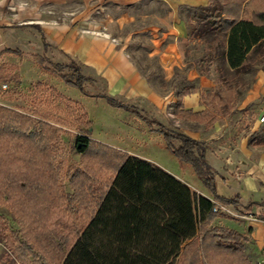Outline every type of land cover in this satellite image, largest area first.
Wrapping results in <instances>:
<instances>
[{
    "label": "trees",
    "instance_id": "trees-1",
    "mask_svg": "<svg viewBox=\"0 0 264 264\" xmlns=\"http://www.w3.org/2000/svg\"><path fill=\"white\" fill-rule=\"evenodd\" d=\"M189 18L193 20L191 35L202 41L201 54L195 59L197 70L211 77L214 85L200 89L205 108L196 113L182 109L180 98L198 88L193 84L181 86L176 91L173 112L180 117H192L208 129L224 113L236 108L239 94L249 87L246 81L234 85V74L254 72L258 69L252 68L255 57L264 58V0H209L206 5L195 7ZM33 58L43 70L55 73L81 93L104 97L112 106L135 112L149 129L158 131L169 152L192 166L213 193L214 173L205 161L206 142L147 117L135 106L113 96L88 91L86 83L91 78L81 73V66L74 59L49 61L47 65L45 56L33 54ZM0 81H21L14 65H0ZM36 88L41 89L42 95L34 107L0 104V199L29 207L27 192L43 195L52 182L62 187L66 174L69 182L84 176L88 183L80 185L91 189L95 201L74 240L59 255L58 264H184L183 258L189 264H209L213 256L214 260L222 257L225 263L243 256V262L236 264H252L246 259L244 236L213 223L224 214L213 211L214 204L236 205L235 197L226 199L213 194L209 199L139 156L125 155L117 165H112V161L106 163L108 158L96 150L89 136L87 127L91 119L86 109L53 85L36 81L31 90ZM239 110L253 120L248 106ZM57 113L63 114L64 119L57 117ZM77 122L84 126L72 148L86 167L71 170L57 144L62 141L61 126ZM257 135L252 132L248 141L253 144ZM95 176L101 178L97 183L93 181ZM76 190L65 197L78 198ZM59 194H63L61 190ZM5 219L0 213V226Z\"/></svg>",
    "mask_w": 264,
    "mask_h": 264
},
{
    "label": "crops",
    "instance_id": "crops-1",
    "mask_svg": "<svg viewBox=\"0 0 264 264\" xmlns=\"http://www.w3.org/2000/svg\"><path fill=\"white\" fill-rule=\"evenodd\" d=\"M139 1L141 0H0V65H14L20 79H23V72L33 71L34 63L38 66L35 67L37 70L39 68L47 72L33 58V54L45 56L40 50L54 55V62L64 58L74 59L80 64L81 73L91 78L90 82H95L94 78L103 82V91L95 93L113 96L135 106L144 115L141 107L144 110L151 109L158 113V117L145 116L164 125L167 124L162 119L179 120L183 123L175 129L194 139L206 142L218 138L220 133L214 129L219 118L210 128L205 129L203 123L192 117L177 116L173 112L176 93L158 92L136 67L126 51L124 39L117 37L122 24L132 20L131 14L126 11L120 12L116 17H96L93 14L99 4L113 2L116 7L121 6L124 9ZM154 1L158 4L159 11L153 9L144 13V16L155 19V24L148 27L151 33L149 54L158 57L163 78L169 81L174 72L185 67L187 63L185 52L193 26L189 15L195 7L206 5L209 0ZM183 9L184 13L180 11ZM187 79L196 80V84H190L195 85L198 90L180 98L182 109L191 110L193 113L202 111L205 105L201 101L200 89L211 87L214 82L208 76L200 74L195 65L188 68ZM259 94H264V70H260L256 76L246 98L251 100ZM83 95L105 100L101 96ZM167 105L170 109L166 112ZM123 110L128 112L127 117L132 115L143 121L135 112ZM261 148L262 146L256 144H248L246 136H242L237 144L231 146L217 144L212 147L208 144L205 161L214 173L213 193L208 187L207 192L195 190L184 176L167 169L160 164V160L157 164L147 157L144 159L164 168L188 184L192 191L209 199L213 198V194L226 199L235 197L236 205H227L229 212L216 217L213 223L242 234L245 238L246 259L252 264H264L262 221L260 218L238 216L248 213L258 217L264 215V150ZM242 260L243 256H238L228 262L236 264L242 263Z\"/></svg>",
    "mask_w": 264,
    "mask_h": 264
},
{
    "label": "rangeland",
    "instance_id": "rangeland-1",
    "mask_svg": "<svg viewBox=\"0 0 264 264\" xmlns=\"http://www.w3.org/2000/svg\"><path fill=\"white\" fill-rule=\"evenodd\" d=\"M153 9L159 11L158 4L154 0H141L124 7V9L121 6L116 7L113 2H108L103 5L99 4L98 9L93 14L96 17H106V15L116 17L123 11L131 14L132 20L122 24L117 37L124 39L126 51L133 59L136 67L148 78L150 84L158 92L175 94L183 85L196 84V80L189 81L187 75L188 68L192 65L196 66L195 59L201 54L202 41L196 36L190 35L189 43L186 46L187 55L185 52L186 66L177 69L169 81L164 80L158 57L149 54L148 45L150 44L151 33L148 27L155 24V19L152 16H144V13ZM180 11L184 13V9ZM40 53L45 55L47 65L49 61H56L54 55L42 50ZM255 59L256 64L254 63L252 68H258L257 70L234 74L233 80H236L233 81L234 85L241 81L250 84L247 90L239 94L236 108L231 113H224L219 118L214 130H217L220 135L218 138L206 141L210 146L216 147L217 144L235 145L242 136H246L247 143L252 144L248 141L249 135L256 131L258 137L253 144L262 146L261 149L264 150V119H260L264 115V94H259L251 100L246 98L256 76L260 70H264V58L257 55ZM61 61L65 62L67 59L59 60V62ZM32 66L34 67L33 71L23 72V79L18 84L13 81H0V104L13 108L34 107L39 104L38 97L42 95V91L39 88L31 90V86L36 81L53 85L59 92L73 98L77 104L87 110L88 117L91 119L87 127L89 136L93 145H96V150L104 152L105 157L108 158L106 163L109 164L112 161V165H117L125 155L147 157L157 164L160 160V164L167 169L184 176L195 190L208 191L192 166L178 160L163 146V139L158 131L149 129L145 122L132 115L127 117V111L107 104L103 98L84 96L77 87L65 83L55 73L43 72L39 68L37 70L35 67L38 66L35 63ZM209 78L211 79V77ZM94 81L87 82L86 89L93 93L103 91V82L98 78H94ZM6 82L7 86L2 88V83ZM244 106H248L254 114L252 121L250 117L241 115L239 109ZM140 109L147 116L158 117V113L151 109L144 110L142 107ZM169 109L170 107L167 105L166 112ZM56 116L64 119L61 113H57ZM162 121L166 122L167 126L172 129L179 128L183 123L179 120H175V122L171 118H167L166 121L162 119ZM55 124L60 125L57 122ZM68 125L67 123L65 126H61L62 141L57 144V147L62 149L61 152L64 151L66 161L72 166L71 170L75 167L80 168V166L85 168L86 165L80 159V154L72 148L76 135L82 132L81 127L84 126V123L77 122ZM223 154L222 159H224ZM106 168L110 167L106 166ZM83 178L84 176L81 178L79 176V179L69 182V175L66 174L63 176L64 184L62 187L58 182H52L43 195L42 193L38 195L32 191L25 194L23 190H19L20 194L24 193L30 198L29 207L27 204H10V200L6 198L0 199V213L6 218L5 224L2 223L0 226V264H58L59 255L74 240L77 230L85 223L95 201L91 198V189L83 188L84 184L80 185L81 183H88ZM100 179L99 176H95L93 181L97 183ZM60 190L62 195L59 194ZM75 190L78 198H66L68 193H73ZM21 198L22 196L19 199ZM213 257L208 262L209 264H230L229 262L225 263L222 257L218 260H214ZM182 262L189 264L186 258H183Z\"/></svg>",
    "mask_w": 264,
    "mask_h": 264
},
{
    "label": "built area",
    "instance_id": "built-area-1",
    "mask_svg": "<svg viewBox=\"0 0 264 264\" xmlns=\"http://www.w3.org/2000/svg\"><path fill=\"white\" fill-rule=\"evenodd\" d=\"M7 86V83H2L1 87L2 88H5ZM261 120L264 119V115L260 117ZM213 211H218V212H224V213H228L229 212V209L227 207V205H223V204H219V203H215L214 206H213ZM238 216H241V217H247V218H250V219H259L262 221V224L264 226V215L263 217H258V216H255L251 213H248V214H239Z\"/></svg>",
    "mask_w": 264,
    "mask_h": 264
}]
</instances>
